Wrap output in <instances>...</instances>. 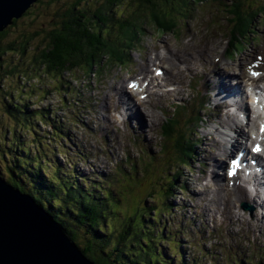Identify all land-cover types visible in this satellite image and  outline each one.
<instances>
[{"label":"rangeland","instance_id":"obj_1","mask_svg":"<svg viewBox=\"0 0 264 264\" xmlns=\"http://www.w3.org/2000/svg\"><path fill=\"white\" fill-rule=\"evenodd\" d=\"M53 2L54 1L51 0L36 1V4L34 6H38L39 8L37 13L38 21L36 22V24L31 26L30 30L36 28L42 31H47L48 28H51L50 22L52 20L54 22L55 20L53 17V12L57 8V5H55ZM207 2H214L215 4V8L213 7V11L215 12L216 9L217 12L214 14L213 17L215 18L214 24L211 23L210 27L217 26V31H205L210 27L203 29V31H198L200 30L199 25H195L202 19L203 22H208L207 15L205 13L203 14V12L205 11L203 3ZM221 2H224L225 4L230 3L229 6L235 5L237 3L235 2V0H200L199 2L193 1L191 2V6H189V8H185L182 10V13L179 8L178 11L172 12L174 15L179 13L174 20L172 18V22H169L167 20L164 21V19L157 20L159 18H156L162 14V11L166 6H151L150 8L156 10L157 12L155 13V17H153L152 13L147 12L141 17L139 25L141 27H145V29L147 30V34H144L142 38V43L136 44L129 53V57L131 59L129 65L124 66V68L119 65L105 67L104 72L102 74L103 78H100L98 76L90 77L83 68H76L74 70L65 71L62 74L61 80H65L66 83V85L62 86L61 82L56 81L54 79H50L43 74L41 75V77H33V79L28 82H24V80L19 81L17 77H6L2 79V82L0 84L2 86V89L8 90L9 93H11L13 90V100L17 102L19 106L29 107V112H31L33 115L30 130H27L26 128H20L18 126L16 127L15 123L7 117L9 115L3 114V98L0 96V135L2 136V139L3 136H6V139H10L12 136H18L16 140L20 138V142H25V144H28L32 148V150L36 152L41 161L46 165L47 170L51 172L53 171V165H60L64 167L65 160L66 162L70 160L75 170L83 173H90L88 174L89 177L94 181L96 185H99L95 181V179L98 180V176L95 172L98 171V168L102 170H108L109 162H116V159H114L110 155V152H112V150L110 148L106 149L107 145L109 143L113 144L115 150H117L118 152L117 154H119L120 157L123 154L122 148H126L129 143L128 135L130 133L123 132L121 130H116V126L112 131L109 129V126H107V129L105 130V136L100 134V136H102V138L104 139L100 140V145L102 148L98 146L99 136H95L96 133L94 131V128H97L98 131L103 133L104 130L100 126L108 125V122L105 120L102 114H105V116L109 115L108 103L116 94V86L120 87L122 84H125L127 77H130L132 73L145 75L144 73H142L141 67L143 65H146L147 59H149L148 51L154 43L161 44L167 40L177 48H184L185 40H180V38L189 35L190 31L195 33L198 32L199 34H204L203 36H200H202L203 38L207 37L209 41L212 40L213 42H218L216 44V47L218 48L220 45L219 49L210 52L207 55L206 59L211 61L213 64H218V66L222 65L223 57H221L220 59L219 57L222 54H225L229 48V40L231 37L230 29L232 27L229 23V20L226 19L228 13L226 9H224L225 5H223ZM250 7L252 11H256L254 16L253 12L251 13L252 28L251 30H248L250 32V37L249 35L246 36V32L242 33V35L245 34L243 38L240 35L237 36L239 42L243 41V43H245L251 41L248 45L244 44L246 45L245 50H247L248 46L251 44L255 45L264 42V33H262V31L264 32V0H243V9H248ZM231 8L228 7L227 9L232 10L233 12L234 8ZM33 9H31V12L29 14L24 15L25 19L19 21L18 26L21 27L29 25V16L34 17L35 15V10ZM127 12L129 11H125L122 14H127ZM252 16L255 18L253 19ZM15 30V28L10 30L11 35H16ZM43 36L44 34L42 33V37ZM153 36L155 38H153ZM201 43L202 42L197 43L193 40L189 48H192L194 46L202 47ZM197 55H202V52L197 51ZM230 55L229 58H232V56L230 57ZM10 57L17 58L11 53L7 54V58ZM240 60L244 61V58L242 57ZM225 61L231 63L233 60L226 59ZM199 62L205 63L203 59H195L193 60V66L196 67L197 63ZM188 63L189 62H187V64ZM117 67H119L120 69L123 68L120 74L118 73L120 69ZM234 68L236 71L239 72V68ZM208 69L209 67L205 65V69L197 68L196 72L186 74L183 80L184 86L179 92V94L176 97L174 95H169L163 99V102H166L167 100L169 101L166 104L170 105V107L163 105V102H161L160 105H158L155 109V112L157 111L156 113L159 115V122L156 120L153 127L147 128L146 131H143L145 127H139L138 125V130L140 133L138 136V141L135 146L132 145V143L134 142L129 145V147L131 146L132 148L133 158H131V160L137 164V169L136 171H133L134 177L132 179L133 181H136L135 186H139L141 182L145 179H147L145 180L146 184L150 182L148 177L149 171H156L158 170L159 166L165 168L161 172L157 171L159 175H156L155 179L151 181L153 185L147 192L144 187L143 189H135V191L128 194L129 196L127 195V200H119V203L116 206L118 209H122L128 215H136V212L134 213V211H136V206L137 208L139 207V203L142 206L156 205L155 207L158 209L157 211H159V207H157V198H160V194L164 195L165 191V189L162 188L165 186V184L162 183L161 176L164 177L165 182L167 184V178L169 177L170 181L173 182L176 189H180L181 185L182 189L178 190L177 193H175L174 195L168 194L166 196L168 200V202L166 203V207L168 208H165L163 210L160 217L161 223H159V225L163 227L162 224H165L166 221H168L169 224H167L165 227V233H167L165 235L166 243L162 242V244L172 247L175 236L173 233L170 232V228L171 230L174 229L177 232V228L175 226L177 224V221L179 223L181 207L182 212H184V217L186 218L187 230L184 229L185 232L180 233V235L177 236L182 248L179 250L182 251L180 252V256L177 255V252L175 254L178 258L180 257V261L176 263L174 261L176 260V256L173 257L171 254L170 256L165 255V258L167 260L173 259V264H243V261L245 262V264H254V262H262V264H264V239L262 237L260 241L254 240L255 237L250 236L251 230H245V222H237L232 227V229L228 231L225 228L226 223H221V221H217L216 219L212 220L206 212V209H204L205 211L203 213H201V210H198L199 216L198 219H196L197 210L196 208L191 207V205H193L194 203L199 204L201 200L200 198H196L194 194L195 189L198 187L196 186V184H194V181L197 177H199L196 182L199 184L202 183L203 173L201 171L202 168H205V162L202 160V158L196 155V151L194 152L195 162H192L190 166L189 162H187V166H185V168L187 167V169L182 170L183 177L180 178L176 175L174 176V174H176L177 172L175 168L176 164H174V167L169 164L171 161L168 160L167 155L165 156V153H167L166 151H164L163 148L165 145L162 147L164 141L161 135V126L166 122L167 118L178 119L180 117L174 110L173 106H171L174 102L182 103L184 107L189 109L188 112H192L193 110L195 114L202 115L203 119L204 117H213V124H215V120L217 123L218 115L220 114L218 112L219 109L215 107L216 104L214 103V89L211 87L210 90L207 89L204 84V79L201 78L203 73ZM148 72H151L150 68ZM211 77L212 80H217L214 74H212ZM86 79H91L93 83L95 80L98 84L101 85L102 90H99L102 93L101 96H99L101 106H98L95 109L94 107L89 105L88 100L87 108L85 110L77 107V105L74 107L73 110L69 109L67 106H70V99H72V96L76 99L78 92L82 89V87H84V84H86ZM106 80L109 83V89L107 88L108 85ZM179 81L180 80H177V82ZM92 95L94 96V93H92ZM65 100H67L68 102L65 103ZM204 101L207 102V105L206 109L204 108L203 110L202 108ZM159 106L163 109L159 110ZM208 108L209 111H207ZM143 109L144 111H148L150 107L144 106ZM40 111L43 112L46 117H44V115H41ZM54 115L61 118L63 122L61 124L64 125L62 128L70 137L69 142L66 143V150L68 151V155L66 157L59 156L54 152V140H52V137L55 135V132L56 135L57 133H59L56 128L53 129L51 124H49L54 118ZM71 118L73 120H76V122H72ZM233 118L237 120L235 115H233ZM153 119L155 118L152 117L150 114H145V121L147 120L149 124L152 123ZM211 126L212 125H210V123L195 125L190 122H186L184 128L181 129H183L182 134L194 137V139L198 140L200 144V137L202 135L201 130L208 127L211 128ZM243 127L247 129V127ZM254 127L257 128L256 123H254ZM250 130L249 133L246 135L247 137H250ZM224 131H227L226 128L224 129ZM16 132L18 135L16 134ZM94 136L96 138L97 146ZM205 136L207 135L205 134ZM0 143L2 144V142ZM40 143H42V145ZM197 145H193L194 148H197ZM140 146H142V148H140ZM7 147L8 143H4L3 147L2 145L0 146V148L3 150L2 151L0 149V160H8V157L12 158L13 160L18 159V156L16 155L19 154L14 153L13 151H15L16 149H23L17 148L15 144H13V147H15L16 149L8 147L7 150ZM138 148H140V150H138ZM234 149L236 151L237 148ZM78 151L83 152L84 156H90L87 162L83 161L81 156L78 154ZM57 157L59 160L62 159V164H60L59 162H57V160L54 159H57ZM28 158L29 157L25 159V155L21 153L19 160L29 162ZM44 158L46 159V161L43 160ZM228 158L229 157H226L223 169L226 166ZM49 161L52 163L50 166ZM100 164L103 168H101ZM21 167L23 168L22 174L27 180H29V175L26 172L29 169H33L34 172L40 171L39 168H31L28 166V164H23ZM113 168L114 165L112 164L110 166V169ZM0 169L1 171H4L3 166H1V162ZM167 169L168 172L164 173V171H166ZM216 170L217 172L220 171V174L225 176V174L222 173L221 169L219 170L217 168ZM57 173L60 174L61 172L58 171ZM8 175H10V173H8ZM44 175L46 176V178H49L46 172L44 173ZM61 175L65 179L68 178L69 180H73V178L69 176L64 170ZM77 175H79L81 178V174ZM77 175H75V178H77ZM224 183H227L226 179ZM189 184L191 187L189 186ZM103 187L105 188V185ZM84 188L87 190L85 185ZM100 189L101 191H103V188ZM116 191L117 189H115V192ZM120 191L126 192V189ZM147 193L153 195V197L151 198L147 195ZM172 196L174 197V200H172ZM188 203L189 206L185 208L186 204ZM109 208H111V206ZM246 214L248 215L247 212ZM154 215L155 214H153V216ZM122 218H124V216L121 213H113V216L110 219H107V224L113 223L117 227H119L122 224ZM174 218H176L177 221H175ZM153 222L154 220L152 219V226ZM154 225L156 226V228H159V225L157 223H154ZM155 245H157V243ZM158 248L162 249L160 246H158ZM169 251L173 253L170 248Z\"/></svg>","mask_w":264,"mask_h":264},{"label":"trees","instance_id":"obj_2","mask_svg":"<svg viewBox=\"0 0 264 264\" xmlns=\"http://www.w3.org/2000/svg\"><path fill=\"white\" fill-rule=\"evenodd\" d=\"M51 1H54L53 3L57 5V8L53 12L55 20L50 22L51 28H48L47 31L36 28L30 30L31 26L38 21L39 8L33 4L20 18H14L13 23L0 32V84L2 79L6 77H17L19 81L28 82L33 77H41L42 74L65 84L64 80H61L65 71L76 68L90 69L96 65H101V62L105 60H112L113 57H116L115 60L121 61L127 56V52L141 41L145 31L139 25L141 17L146 12L152 13L155 17L157 11L150 8L151 6H166L162 14L156 18H159L157 20L164 19V21L172 22L179 14L174 15L172 12L189 8L188 4L198 0ZM235 2H237L235 5L230 6L234 8L233 12L230 10V14H233L235 21L234 31L238 36H242V33L247 32L251 26V19L245 16H250L253 11L251 7L243 9V0H235ZM221 3L223 4V2ZM31 9L35 10L36 16H29L28 24L30 27L29 25L18 26V22L24 20V15L29 14ZM125 11L129 12L122 14ZM14 28L16 35H11L10 30ZM42 33L44 34L43 37ZM10 53L17 58H7V54ZM0 96L3 98V114L9 115L7 117L15 123L16 127L29 130V123L33 119L29 107L19 106L13 100V90L9 93L8 90H3L1 85ZM40 113L44 115L43 112L40 111ZM44 117L46 116L44 115ZM167 121H172L175 126L163 127L165 138L169 139L177 133L179 136L174 140L176 147L171 148L166 141L162 147L165 145L163 147L164 151L167 152L165 154L171 158L169 164L173 167L176 164L177 172L174 176L179 177L180 168L192 156L191 144L190 141H182L183 136L180 135L182 134L180 132L183 130L178 128L181 125L180 122H176L172 118H168ZM56 129L59 131L57 138L67 137L59 124ZM5 137L3 136L2 139L0 135V142H2L0 146L3 147L4 143H8V147L16 149L13 147L15 144L17 148L23 150L16 149L13 151L19 154L16 155L18 159L13 160L8 157V160H0L1 166L4 168V171L0 169V176L7 177L8 183L33 196L61 223L72 240L81 246L83 252L97 264H173V259L167 260L165 258L163 249H159L157 245L153 246L155 239L144 236V230L148 226L145 223L148 222L151 225L152 219L154 220L153 226L151 225L152 229L156 232H164L160 226L156 228L154 225V223L159 225L156 205L142 206L139 203V207L136 206V211H134L136 215H128L116 206L119 200H127V195L135 189H143L141 184V186H135L136 181L132 180L134 174H131L124 184L107 186L108 188H104V192L100 189L102 185L96 184H94L95 188L92 189L93 193L88 192L84 188V180H81L79 175L73 180L65 179L61 175L63 173L61 169L64 168L60 165H55L56 169L54 167V170L56 172L47 170L46 165L28 144L20 142V138L16 140L18 136H12L10 139ZM56 146L59 147V153L64 152L62 142L57 141ZM21 153L25 155V159L29 157V162L19 160ZM64 153L67 155L66 152ZM43 160L46 161L45 158ZM22 163L28 164L31 168L37 167L40 171L34 172L33 169H29L26 172L29 175V177L27 176L29 180H27L22 174ZM164 168L159 166L158 170L161 172ZM58 171L61 173L58 174ZM45 172L49 178H46ZM167 172L168 169L164 171V173ZM67 174L69 175V173ZM148 177L150 182L147 184L145 181L147 179L143 180L146 185V192L151 188L153 185L151 181L154 180L150 171ZM161 177L162 183L165 184L164 177ZM167 181L166 189L162 187L165 189L164 195L160 194V198H157V207L159 208H166L168 202L166 196L174 193L175 185L169 177ZM115 189H117L116 192ZM123 189H126V192L120 191ZM147 195L153 197L151 194L147 193ZM110 206L111 208H109ZM107 209H110L114 214L121 213L124 216L119 227L113 223L107 224V219L111 218ZM168 247L172 250L171 246Z\"/></svg>","mask_w":264,"mask_h":264},{"label":"bare ground","instance_id":"obj_3","mask_svg":"<svg viewBox=\"0 0 264 264\" xmlns=\"http://www.w3.org/2000/svg\"><path fill=\"white\" fill-rule=\"evenodd\" d=\"M260 1V0H259ZM206 6H210L206 4ZM144 28V32L141 37L140 43H142V38L144 34H147V30ZM246 36L249 35L250 32H246ZM153 38H155L153 36ZM152 38V39H153ZM248 38V37H247ZM180 40H185L184 48H177L173 46L169 41H164L163 43H154L153 46L149 49V59H147L146 65H143L141 67L142 73L145 75H148V70L152 63L155 65V61L158 63L166 62L167 63V80H184L186 74L188 73H194L197 71V68L193 66V60L195 59H203L205 61V65L209 67L207 71L203 73L204 75V84L209 85L211 88L214 89V95H219L221 92L224 93V95H232L233 97H236L239 92H242L243 94V83L244 78L246 76L245 72L240 69L239 73H233L229 69H227V64H222L218 66V64H213L211 61L207 60V55L212 52L219 49V47H216V42H213L212 40L209 42H206L202 47H192L189 48V46L192 44L193 40L198 43V39L196 36H193L192 32H189V35L181 37ZM134 48V46H133ZM132 48V49H133ZM131 49V50H132ZM183 50V51H182ZM186 50V51H185ZM197 51L202 52V55H197ZM194 55V56H193ZM187 62H189L187 64ZM104 62H101L103 64ZM182 66H184V69H182ZM159 68L157 66L155 69ZM212 74H215L218 76L217 80H212ZM231 76H238L239 83L235 87L234 85L229 82ZM165 78V76L162 78V80ZM214 78V77H213ZM154 79V76L153 78ZM65 82V80H64ZM63 82V83H64ZM130 80H128L129 84ZM175 86L172 89H164L162 90L160 87H156L154 84L152 86H149L147 90L149 91V95L147 96L148 99L141 100L139 99V104L142 105V108L150 107L148 111H143L140 109H136L135 111H132L129 114H127L124 105L126 102V94L127 91L123 89V84L118 87L116 86V94L112 97V99L108 103V109H109V115L106 116L108 119V122L110 125L106 126H100L104 131L107 129V126H117L115 123L116 115L123 116L124 119H127L128 121H131V118L136 117L135 121H138L139 127H145L143 131H146L147 128L153 127L156 120L159 122V115L155 112V109L158 105H160L161 102H163V99L166 98V96L174 95L175 97L179 94L181 91V88L178 86L176 81L173 82ZM66 84V83H65ZM61 83L62 85H65ZM146 90V91H147ZM142 91L141 93H143ZM140 93V94H141ZM135 100V99H134ZM153 100L155 102L153 103ZM215 100H217L215 98ZM97 102L100 105V98L97 97ZM137 103V101H136ZM227 105V103H224ZM174 110L177 112V114L180 116L178 120L182 124L183 121L190 122L192 124L198 125V124H207L210 123L211 128H204L201 130V137H200V144L198 140H195L194 137L189 138L190 144H191V150H192V156L190 158L189 166L192 162H195L194 158V152L196 151V155L205 162V168H202L203 178L202 183H197V177L194 181V184L198 186L194 194L196 198H200V203L196 204L194 203L191 205V207L196 208L198 213V210H204L206 209V212L211 218H214V214H220L225 220H228L230 224L236 223V222H243L245 221L247 224V227L250 228V230L254 232H259L260 234H264V215H259L258 213H254L253 216H248L246 213H242L239 210H234L237 208L240 202L243 201H251L254 204H257V201L259 199V196L257 193H248V191L245 188H242L238 185L235 186H228L227 183H224L225 178L223 175L220 174V171L217 172V168L223 169L226 161V157L231 156V153L233 152L232 148H238L237 146L243 147V141L242 137L246 136L249 132L247 129L243 127V125L240 123V121H237L233 118V116L230 114L227 107L219 108V114L218 115V121L215 124H213V117H202V115H197L193 112H188L189 109L181 105L180 103L174 102L172 103ZM163 109V108H162ZM204 110V108H202ZM202 110V111H203ZM209 111V108L207 109ZM115 113V114H114ZM148 113L155 119H153L152 123L149 124V122L145 121V114ZM121 123V122H120ZM124 125V123H122ZM164 126H175V124L172 121H166L161 126V131L163 133V127ZM177 126V125H176ZM178 127V126H177ZM234 128L235 133L237 134L238 138H235L231 136L228 132L224 131L225 128ZM134 126H132V129L134 130ZM168 128V127H166ZM179 128V127H178ZM94 131L97 136L100 137V134L104 135L102 132L98 131L97 128H94ZM126 132V130L124 129ZM205 134L207 136H205ZM128 145L126 148H122L123 154L119 157V154H117V150H115V147L113 144L109 143L106 147V149L110 148L112 152H110V155L116 159V162H109V169L104 170L103 176H98V180L95 179L96 183H98L100 186L102 185V188L104 190L108 188L107 186H114V185H120L124 184L126 179H129L131 174H133V171H136L137 164L131 160L133 158L132 156V148L129 145L132 143V145L135 146V144L138 141V135L131 133L128 135ZM159 143V141H158ZM198 144V145H197ZM193 145H197V148H194ZM154 147V146H153ZM196 149V150H195ZM140 158V157H139ZM114 165L113 169H110L111 165ZM101 168L102 165L100 164ZM187 163H185L179 170V177H183V171L186 170ZM183 168V169H182ZM204 170V171H203ZM192 173V172H191ZM217 184V185H216ZM142 185V186H141ZM141 187H144L146 189V185L144 182H141ZM80 186V185H79ZM190 186V184H189ZM191 187V186H190ZM178 188V187H177ZM179 189L174 188V193H177ZM104 192V191H103ZM107 192V191H106ZM193 192V189H192ZM225 192V196H224ZM106 194V193H105ZM108 194V193H107ZM224 196V198H223ZM208 197V198H206ZM107 198V197H106ZM172 200H174V197L172 196ZM263 203V202H262ZM189 206V203L186 204L185 208ZM225 206V208H224ZM262 207V206H261ZM162 208V207H161ZM159 208V211L157 212V217L159 216V223H161V214L160 211H163L165 208ZM168 208V207H166ZM158 210V209H157ZM180 212V211H179ZM182 215V216H181ZM155 217V216H154ZM184 217V212H182L181 207V213H180V219ZM208 218V217H207ZM175 221H177L176 218H174ZM179 223L177 221L176 228L178 230ZM169 224L168 221L165 222V224H162L160 226L161 229L165 232L166 225ZM169 229V228H168ZM170 232L175 234V230L170 228ZM69 238L72 240L71 236L69 235ZM73 241V240H72ZM76 245L77 243L73 241ZM79 249L83 252V250L80 248L81 246L77 245ZM179 249H181L179 247ZM173 253H175V249L172 248ZM182 250H177L178 256H180V252ZM84 253V252H83ZM85 254V253H84ZM86 255V254H85ZM87 258H89V261L92 264H97L93 259H91L89 256L86 255Z\"/></svg>","mask_w":264,"mask_h":264},{"label":"water","instance_id":"obj_4","mask_svg":"<svg viewBox=\"0 0 264 264\" xmlns=\"http://www.w3.org/2000/svg\"><path fill=\"white\" fill-rule=\"evenodd\" d=\"M37 0H0V32ZM0 264H92L30 194L0 176Z\"/></svg>","mask_w":264,"mask_h":264},{"label":"snow or ice","instance_id":"obj_5","mask_svg":"<svg viewBox=\"0 0 264 264\" xmlns=\"http://www.w3.org/2000/svg\"><path fill=\"white\" fill-rule=\"evenodd\" d=\"M262 131H264V128H262ZM256 150H257V151H260V147H259V145L257 146Z\"/></svg>","mask_w":264,"mask_h":264},{"label":"clouds","instance_id":"obj_6","mask_svg":"<svg viewBox=\"0 0 264 264\" xmlns=\"http://www.w3.org/2000/svg\"><path fill=\"white\" fill-rule=\"evenodd\" d=\"M33 4L35 5L36 2H34ZM33 4H32V5H33ZM32 5H31V6H32ZM31 6H30V7H31ZM2 178H4V179L7 181V178H5V176H3ZM7 182H8V181H7Z\"/></svg>","mask_w":264,"mask_h":264}]
</instances>
